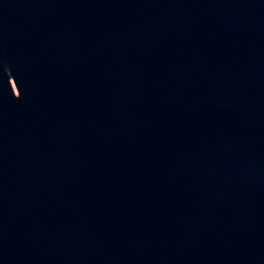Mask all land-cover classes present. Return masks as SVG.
I'll return each instance as SVG.
<instances>
[{"label": "water", "instance_id": "1", "mask_svg": "<svg viewBox=\"0 0 264 264\" xmlns=\"http://www.w3.org/2000/svg\"><path fill=\"white\" fill-rule=\"evenodd\" d=\"M0 264H264V0H0Z\"/></svg>", "mask_w": 264, "mask_h": 264}]
</instances>
